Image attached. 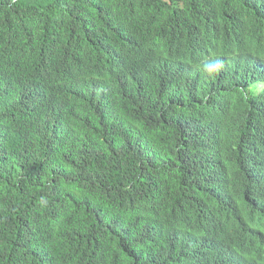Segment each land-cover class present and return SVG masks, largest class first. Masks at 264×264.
Here are the masks:
<instances>
[{
	"label": "trees",
	"instance_id": "16d2710c",
	"mask_svg": "<svg viewBox=\"0 0 264 264\" xmlns=\"http://www.w3.org/2000/svg\"><path fill=\"white\" fill-rule=\"evenodd\" d=\"M223 235L264 263V0H0V264H220Z\"/></svg>",
	"mask_w": 264,
	"mask_h": 264
},
{
	"label": "clouds",
	"instance_id": "9594fccd",
	"mask_svg": "<svg viewBox=\"0 0 264 264\" xmlns=\"http://www.w3.org/2000/svg\"><path fill=\"white\" fill-rule=\"evenodd\" d=\"M103 92L107 91L105 88H101ZM207 239L212 243L215 244L217 242H223L225 240L229 241L232 244V248L234 244L238 241H236L232 236L230 235H223V236H207ZM239 251L237 254L238 262L240 264H264L260 257L253 251H246L242 245V243L238 242ZM232 248L223 256H221V263L222 261L227 260L232 253ZM209 256L207 254L206 263H208ZM220 263V264H221Z\"/></svg>",
	"mask_w": 264,
	"mask_h": 264
}]
</instances>
